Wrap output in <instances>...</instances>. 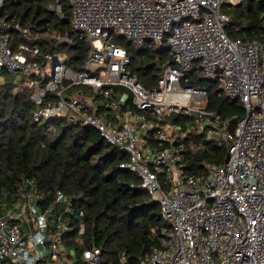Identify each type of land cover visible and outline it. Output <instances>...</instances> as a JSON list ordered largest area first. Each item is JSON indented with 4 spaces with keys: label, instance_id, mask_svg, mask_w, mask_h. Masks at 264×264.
<instances>
[{
    "label": "built area",
    "instance_id": "built-area-1",
    "mask_svg": "<svg viewBox=\"0 0 264 264\" xmlns=\"http://www.w3.org/2000/svg\"><path fill=\"white\" fill-rule=\"evenodd\" d=\"M8 1L0 0V81L27 77L37 121L63 118L95 128L126 154L119 166L134 172L160 206L159 245L139 264H264V44L228 36L223 0H69L72 28L91 43L81 71L62 52L26 42L12 47V32L28 38L30 30L1 16ZM49 9L65 17L59 0ZM124 42L135 50L168 45L171 62L156 85L145 86L132 72ZM198 81L216 83L219 95L242 105L234 129L205 107L208 88ZM177 114L192 118L196 133L228 143L223 163L202 173L184 170L174 142L191 127L179 132L171 122ZM155 138L170 145H154ZM30 185L25 201L0 214V264H103L100 247L84 246V209L75 211L58 190L64 210L41 211ZM76 214L81 249L65 236L75 230Z\"/></svg>",
    "mask_w": 264,
    "mask_h": 264
},
{
    "label": "trees",
    "instance_id": "trees-1",
    "mask_svg": "<svg viewBox=\"0 0 264 264\" xmlns=\"http://www.w3.org/2000/svg\"><path fill=\"white\" fill-rule=\"evenodd\" d=\"M54 0H12L4 4L1 16L12 23L28 27V38L12 32L11 45L20 42L37 44L44 52L64 54V61L81 71L91 53L90 41L70 24L69 0H59L65 17L59 18L49 9ZM222 11L229 16L225 31L231 39L256 40L264 44V0H242L232 4L223 0ZM58 36H68L70 42ZM131 57V70L147 87L156 85L162 66L171 62L168 45L146 46L135 50L124 42ZM207 85L206 108L228 118L234 129L244 115L238 101L219 95L211 81ZM35 102L26 76L5 75L0 81V214L15 210L27 199L33 182L38 190V204L43 211L50 207L56 214L66 202L58 204L55 193L61 190L75 211L83 208L87 227L82 233L84 246L100 247L103 264H139L140 259L159 245L155 233L165 222L160 206L149 193L138 187L141 180L130 170L119 166L126 159L118 147L109 144L91 126L69 123L63 118L37 121ZM183 133L193 119L174 115ZM53 126L54 129L49 130ZM159 147L168 141L153 139ZM174 145L181 148L182 166L187 173H202L209 163H223L228 143L190 132L178 136ZM79 214L73 216V232L66 233V242L76 244Z\"/></svg>",
    "mask_w": 264,
    "mask_h": 264
},
{
    "label": "rangeland",
    "instance_id": "rangeland-1",
    "mask_svg": "<svg viewBox=\"0 0 264 264\" xmlns=\"http://www.w3.org/2000/svg\"><path fill=\"white\" fill-rule=\"evenodd\" d=\"M225 1L228 2L229 0H225ZM48 70H49V75H51L52 74V67H49ZM175 126H176V128H179V125L178 124H175Z\"/></svg>",
    "mask_w": 264,
    "mask_h": 264
},
{
    "label": "water",
    "instance_id": "water-1",
    "mask_svg": "<svg viewBox=\"0 0 264 264\" xmlns=\"http://www.w3.org/2000/svg\"><path fill=\"white\" fill-rule=\"evenodd\" d=\"M171 122H172V123H174V122H175V120L173 119V120H171Z\"/></svg>",
    "mask_w": 264,
    "mask_h": 264
}]
</instances>
